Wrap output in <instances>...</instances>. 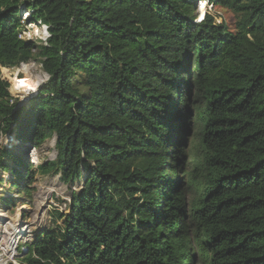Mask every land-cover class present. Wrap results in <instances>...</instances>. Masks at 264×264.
Here are the masks:
<instances>
[{
  "label": "trees",
  "instance_id": "16d2710c",
  "mask_svg": "<svg viewBox=\"0 0 264 264\" xmlns=\"http://www.w3.org/2000/svg\"><path fill=\"white\" fill-rule=\"evenodd\" d=\"M199 1L0 0V141L56 137L36 166L0 145V171L80 183L19 264H264V0H208L233 28ZM32 60L17 106L2 69Z\"/></svg>",
  "mask_w": 264,
  "mask_h": 264
},
{
  "label": "rangeland",
  "instance_id": "374dc122",
  "mask_svg": "<svg viewBox=\"0 0 264 264\" xmlns=\"http://www.w3.org/2000/svg\"><path fill=\"white\" fill-rule=\"evenodd\" d=\"M201 2L203 3V1ZM199 3L200 1L197 4V20L200 19L205 8V5L201 8ZM206 12L215 13L218 16V22L224 20L230 28H233V17L228 10L213 8L208 4L205 8ZM22 17H28V12H23ZM32 25H35L40 31L39 34H34L31 39H28L26 34L33 31ZM19 38L42 44L47 37L44 35L41 25L28 22ZM2 76L10 84L9 91L13 100L17 102V106L25 104L29 98L36 95L41 84L48 80V75L44 72L39 60H32L16 68L2 69ZM14 81L17 82V85L14 84ZM55 142L56 137L53 136L38 148H32V146L17 144L13 135L6 134L2 137L0 145L6 152L23 153L24 158L36 166L55 159ZM0 181V212L6 214V217L0 218V264H19V260L26 256V245L41 230L54 225L53 213L56 210L65 211L71 200V193L79 189L80 183L65 184L61 181L59 174H43L37 171L30 183L29 191L22 193L15 184L12 185L13 189L10 187L14 181L10 173L0 171ZM13 220L17 222V225L11 231L21 233V235L11 237V239L9 237L8 244H2V232Z\"/></svg>",
  "mask_w": 264,
  "mask_h": 264
},
{
  "label": "bare ground",
  "instance_id": "6f19581e",
  "mask_svg": "<svg viewBox=\"0 0 264 264\" xmlns=\"http://www.w3.org/2000/svg\"><path fill=\"white\" fill-rule=\"evenodd\" d=\"M204 3V2H203ZM34 158V157H33ZM4 218V217H6V214L5 213H3V212H0V218ZM17 222L16 221H11V222H9L8 224H7V226H6V229L4 230V232H2V234H3V237H2V244H8V241H9V237H10V239H11V237H19L20 235H21V233H14V232H12L11 230H12V228L14 227V226H16L17 224H16ZM13 235H15V236H13ZM1 261V260H0ZM2 263V262H1Z\"/></svg>",
  "mask_w": 264,
  "mask_h": 264
},
{
  "label": "clouds",
  "instance_id": "9594fccd",
  "mask_svg": "<svg viewBox=\"0 0 264 264\" xmlns=\"http://www.w3.org/2000/svg\"><path fill=\"white\" fill-rule=\"evenodd\" d=\"M204 3H206V0H204ZM204 3L201 4V8L204 7ZM201 19H203V17H200ZM49 25L47 24H41V29L43 30V33L46 37H50L51 33L48 31ZM32 29L33 31L30 33H27L26 36L28 39H31L33 37L34 34H39V29L36 28L35 25H32Z\"/></svg>",
  "mask_w": 264,
  "mask_h": 264
},
{
  "label": "snow or ice",
  "instance_id": "6c2138e0",
  "mask_svg": "<svg viewBox=\"0 0 264 264\" xmlns=\"http://www.w3.org/2000/svg\"><path fill=\"white\" fill-rule=\"evenodd\" d=\"M21 83H24L23 81H21Z\"/></svg>",
  "mask_w": 264,
  "mask_h": 264
}]
</instances>
